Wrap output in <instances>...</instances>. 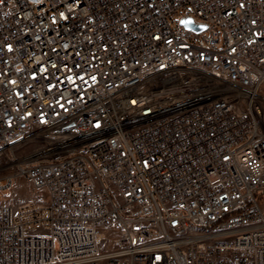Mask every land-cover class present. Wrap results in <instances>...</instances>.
Returning <instances> with one entry per match:
<instances>
[{
  "label": "built area",
  "instance_id": "built-area-1",
  "mask_svg": "<svg viewBox=\"0 0 264 264\" xmlns=\"http://www.w3.org/2000/svg\"><path fill=\"white\" fill-rule=\"evenodd\" d=\"M20 180L0 264H264V0H0Z\"/></svg>",
  "mask_w": 264,
  "mask_h": 264
},
{
  "label": "rangeland",
  "instance_id": "rangeland-1",
  "mask_svg": "<svg viewBox=\"0 0 264 264\" xmlns=\"http://www.w3.org/2000/svg\"><path fill=\"white\" fill-rule=\"evenodd\" d=\"M179 15H174L172 20L176 21ZM37 191H34L30 188L29 183L24 182L23 180L17 181L11 189H6L0 193V199L4 200L11 198L12 196H18L17 200H24L28 196H37ZM256 197L261 205L264 208V191H260L256 194Z\"/></svg>",
  "mask_w": 264,
  "mask_h": 264
},
{
  "label": "water",
  "instance_id": "water-1",
  "mask_svg": "<svg viewBox=\"0 0 264 264\" xmlns=\"http://www.w3.org/2000/svg\"><path fill=\"white\" fill-rule=\"evenodd\" d=\"M183 23H184L186 26H188V27H193V28L198 29V30L204 28L202 25H195V24L193 23L192 19H190V18L183 19Z\"/></svg>",
  "mask_w": 264,
  "mask_h": 264
},
{
  "label": "snow or ice",
  "instance_id": "snow-or-ice-1",
  "mask_svg": "<svg viewBox=\"0 0 264 264\" xmlns=\"http://www.w3.org/2000/svg\"><path fill=\"white\" fill-rule=\"evenodd\" d=\"M61 15H63V14H61ZM253 23H255V21H253ZM68 79L71 80V77H69ZM93 79H95V78L93 77ZM69 103H71V102L69 101ZM97 127H99V125H97Z\"/></svg>",
  "mask_w": 264,
  "mask_h": 264
}]
</instances>
